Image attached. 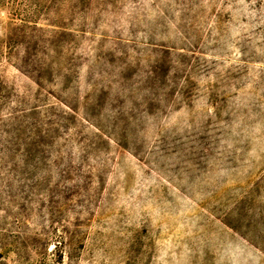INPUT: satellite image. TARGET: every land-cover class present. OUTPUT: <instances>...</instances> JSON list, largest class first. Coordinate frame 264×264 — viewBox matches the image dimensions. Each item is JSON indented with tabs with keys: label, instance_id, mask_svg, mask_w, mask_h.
<instances>
[{
	"label": "rangeland",
	"instance_id": "obj_1",
	"mask_svg": "<svg viewBox=\"0 0 264 264\" xmlns=\"http://www.w3.org/2000/svg\"><path fill=\"white\" fill-rule=\"evenodd\" d=\"M0 264H264V0H0Z\"/></svg>",
	"mask_w": 264,
	"mask_h": 264
}]
</instances>
